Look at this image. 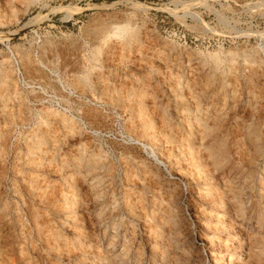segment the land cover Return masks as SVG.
Wrapping results in <instances>:
<instances>
[{"label":"rangeland","instance_id":"1","mask_svg":"<svg viewBox=\"0 0 264 264\" xmlns=\"http://www.w3.org/2000/svg\"><path fill=\"white\" fill-rule=\"evenodd\" d=\"M0 264H264V0H0Z\"/></svg>","mask_w":264,"mask_h":264},{"label":"bare ground","instance_id":"2","mask_svg":"<svg viewBox=\"0 0 264 264\" xmlns=\"http://www.w3.org/2000/svg\"><path fill=\"white\" fill-rule=\"evenodd\" d=\"M237 59V58H236ZM88 79V78H87ZM90 80V79H89ZM88 80V81H89ZM89 83V82H88ZM211 95V94H210ZM237 97V96H236ZM108 100V99H107ZM144 102V101H143ZM143 104V103H142ZM145 107V106H144ZM143 107V108H144ZM143 108H142V110H143ZM249 113V112H248ZM255 115V114H254ZM231 117V116H230ZM228 118V117H227ZM226 118V119H227ZM188 119V118H187ZM252 123L254 124L255 122L254 121H252L251 123H250V126L252 125ZM150 124H151V122H150ZM215 124H216V127H215V134L214 135H216V139L214 140V150H215V152H216V157H215V165L214 166H216V169L217 170H220V169H222L223 168V165H222V157H223V155H222V147H223V145H224V142H222V140H221V138H220V136H219V134L222 132V130H224L223 129V123H222V120H221V118H218L216 121H215ZM215 124H214V126H215ZM146 128V127H145ZM234 130V129H233ZM148 131V130H147ZM213 131V130H212ZM193 132V131H192ZM231 132V131H230ZM144 133V132H143ZM151 133H152V131H151ZM232 133V132H231ZM148 134V133H147ZM172 134V133H171ZM191 136L193 135V133L191 134V133H189ZM213 134V133H212ZM150 136V135H149ZM148 137V136H147ZM206 137V136H205ZM194 138V137H193ZM255 141V140H254ZM40 142V141H39ZM247 143V142H246ZM225 144H226V142H225ZM205 145V144H204ZM191 146V145H190ZM189 146V147H190ZM232 145H231V142L230 141H227V147L229 148V147H231ZM173 147V146H172ZM186 148V147H185ZM190 148H192V147H190ZM229 150V149H228ZM214 152V151H213ZM230 152V151H229ZM231 162H229V164L228 165H231L230 164ZM236 163V162H235ZM246 163V162H245ZM213 164V163H212ZM179 165V164H178ZM248 165V164H247ZM241 166V165H240ZM239 168V167H238ZM230 169V168H229ZM46 172V171H45ZM225 177V176H224ZM253 178V177H252ZM217 182V181H216ZM219 186V185H218ZM158 193V192H157ZM96 194V193H95ZM69 196V195H68ZM137 205H138V203H137ZM4 207V206H3ZM17 214V213H16ZM21 221V220H20ZM15 223V222H14ZM148 227V226H147ZM242 230H243V228H242ZM22 233V232H21ZM20 234V233H19ZM96 243V242H95Z\"/></svg>","mask_w":264,"mask_h":264}]
</instances>
